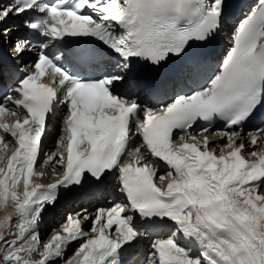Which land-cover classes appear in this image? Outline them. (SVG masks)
I'll return each mask as SVG.
<instances>
[{
  "label": "snow or ice",
  "instance_id": "1",
  "mask_svg": "<svg viewBox=\"0 0 264 264\" xmlns=\"http://www.w3.org/2000/svg\"><path fill=\"white\" fill-rule=\"evenodd\" d=\"M224 16L225 0H0V45L17 57L30 50V40L13 42L4 26L13 17L45 38L30 70L0 96V264H129L150 235L146 264H264V120L244 128L264 107V0L204 84L156 109L131 98L154 88L141 83L139 61L187 57L196 84L206 58L189 49L207 44ZM122 85L129 92L115 94ZM61 112L55 149L43 152L49 121ZM216 118L223 129L192 131ZM38 168L56 178L38 182L46 176ZM110 179L125 202L69 213L41 246L36 229L61 189Z\"/></svg>",
  "mask_w": 264,
  "mask_h": 264
},
{
  "label": "bare ground",
  "instance_id": "2",
  "mask_svg": "<svg viewBox=\"0 0 264 264\" xmlns=\"http://www.w3.org/2000/svg\"><path fill=\"white\" fill-rule=\"evenodd\" d=\"M56 124H57V122H56ZM44 143H45V148L48 149L49 151H52V150L55 149L54 137H53V135H52L51 133H49V134L47 135V137L45 138ZM49 169H50V168H49ZM52 177H53V176H51L50 178H52ZM112 185H113V188L111 189V192H112L113 190H115V184L113 183ZM94 206H95V203H91V205L84 206V203H81L80 201H79V202H76L75 205L71 206L70 208H66V207H63V206L57 204V205L53 206V207L50 209L49 213H47L46 215H45V214L42 215V219H41V221H40V223H39V225H38L36 231L39 232V229L45 226V232H44V234H45V233L47 232V230L50 229L51 226H54L55 224H57V221H58L57 218H59V216H61V215H65L66 213L69 214V213H75V212H78V211H80L82 208H87L89 214H91V212H92V208H93ZM7 210H8V211L11 210V206H9V208H8ZM51 214H53V216H52V218L50 219L51 221L48 222L46 218L48 217V215H51ZM3 215H4V212H3V211L0 212V217H3ZM56 216H57V218H56ZM58 226H60V225H58ZM86 226H88V222H86V223L84 224V230H85V231H86V229H85ZM14 229H15V225H13V231H12V232H5L4 235H5V236H8V237H10V236L13 235V238H14V237H15V231H14ZM55 229H56V228H55ZM90 235H91V234H90ZM48 239H49V238H48ZM77 242H78V241H77ZM73 243H76V242H73ZM73 243H72V244H73ZM148 243H149V242H145V248L150 249V245H148ZM1 245H2V244L0 243V248H1ZM148 246H149V248H148ZM74 249H75V248H74ZM142 252H143V251H142ZM70 255H71V254H70ZM145 256H146V253H143V254L141 253L140 258H139V260L136 262V264H143L144 262H146V261H144V257H145ZM58 262H59V261H58ZM61 262H62V261H61ZM61 264H62V263H61Z\"/></svg>",
  "mask_w": 264,
  "mask_h": 264
},
{
  "label": "rangeland",
  "instance_id": "3",
  "mask_svg": "<svg viewBox=\"0 0 264 264\" xmlns=\"http://www.w3.org/2000/svg\"><path fill=\"white\" fill-rule=\"evenodd\" d=\"M51 170V169H50ZM61 216H64V215H61ZM59 218H60V216H59ZM62 221H64V218L61 220V221H57V224H55L54 226H51L50 227V229L49 230H47V232L44 234V232L43 233H41L39 236H40V238H41V246L43 245V243H46L49 239H50V237H51V235L54 233V231H58V225H62L63 223H61ZM61 223V224H60ZM87 227L88 226H86V232L88 231L87 230ZM56 228V229H55ZM89 234H91V233H89ZM49 238V239H48ZM82 241H78V242H76V243H73V244H71L69 247H68V249H67V253H66V257L65 258H67V257H70L73 253H74V251L76 250V248H78V246H79V243H81ZM75 248V249H74ZM71 254V255H70ZM32 259L35 261V260H38L39 259V255L38 254H34L33 255V257H32ZM62 261V262H61ZM63 264V260H60L59 262H57V264ZM145 263V262H144ZM143 263V264H144Z\"/></svg>",
  "mask_w": 264,
  "mask_h": 264
}]
</instances>
